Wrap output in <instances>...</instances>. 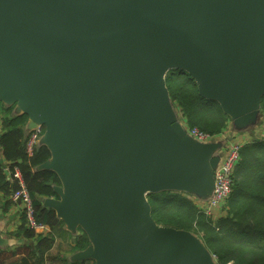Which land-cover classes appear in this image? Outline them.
<instances>
[{
  "label": "water",
  "instance_id": "water-1",
  "mask_svg": "<svg viewBox=\"0 0 264 264\" xmlns=\"http://www.w3.org/2000/svg\"><path fill=\"white\" fill-rule=\"evenodd\" d=\"M170 70L220 104L226 136L190 135ZM263 96L264 0H0V102L45 129L37 170L61 186L42 203L89 239L73 261L218 264L198 234L157 224L148 197L208 205L229 142L263 128Z\"/></svg>",
  "mask_w": 264,
  "mask_h": 264
},
{
  "label": "trees",
  "instance_id": "trees-1",
  "mask_svg": "<svg viewBox=\"0 0 264 264\" xmlns=\"http://www.w3.org/2000/svg\"><path fill=\"white\" fill-rule=\"evenodd\" d=\"M166 84L172 103L189 128L218 137L230 130V117L218 102L200 95L189 73L170 70ZM14 108L0 103V210H10L14 205L10 196L19 188L17 180L9 179L4 168L8 165L13 171L18 167L34 200L36 222L50 226L51 233L46 237L37 234L22 213L20 225L9 235L29 243L15 250L0 249V264H44L47 259L54 264H85L50 255L58 239L66 242L69 251L84 250L89 239L80 229L71 241L72 234L64 229L56 212L43 205L42 198L57 196L54 186H61V181L51 170H37L51 158V153L46 146L38 145L33 155H28V117L15 114ZM261 112L264 115V96ZM148 199L157 224L198 234L219 264H264V139L242 145L232 193L218 214H206L192 196L181 192L164 191L150 194Z\"/></svg>",
  "mask_w": 264,
  "mask_h": 264
},
{
  "label": "built area",
  "instance_id": "built-area-1",
  "mask_svg": "<svg viewBox=\"0 0 264 264\" xmlns=\"http://www.w3.org/2000/svg\"><path fill=\"white\" fill-rule=\"evenodd\" d=\"M191 136L199 141L207 142L212 141L215 136L205 133L198 128H189ZM44 132L43 127H38L29 135L26 149L29 156L33 155L34 149L37 146L39 138ZM244 142L235 141L234 143L226 147L224 157L222 159L219 169L216 171L214 194L211 202L208 205H204L202 208L208 215H216L222 209L232 193L233 190V173L240 160V149ZM13 177L16 179L19 188L13 192L10 199L20 208L22 213H25L27 218V224L29 228H33L36 231H40L42 234L47 233L48 225L36 222L35 219V206L33 197L30 195L26 186L22 172L18 167H15L13 171L9 173V179Z\"/></svg>",
  "mask_w": 264,
  "mask_h": 264
},
{
  "label": "crops",
  "instance_id": "crops-1",
  "mask_svg": "<svg viewBox=\"0 0 264 264\" xmlns=\"http://www.w3.org/2000/svg\"><path fill=\"white\" fill-rule=\"evenodd\" d=\"M261 133H262V131L260 130L254 136H251V135H248V134H240V135L234 137V139L232 141H230L229 144H232V143H234L237 140L240 141V142H244V143H246L247 141L256 140V139H254V137H257ZM194 201L200 207L204 206L203 203H201L200 201L196 200L195 198H194ZM0 212H1L0 213V222L4 223L3 231H2L3 236L6 239L13 240L11 245H9L7 247H4V248H1V249L10 248V249L15 250L19 246H23V245L28 244L29 243L28 240H18V239H15L14 237H11L9 235V233L14 232L18 228V226L20 225V220H21L20 219L21 218L20 208L17 205L14 204L7 213H2L3 211H1V210H0ZM36 233L37 234H41L42 236L46 237V236H48L51 233V228H50V226H48L46 234H42L40 231H36ZM79 233H80V229H79ZM72 240H74V239L72 238L71 241ZM66 241L69 242L68 240H66ZM33 243H34V241H33ZM55 251H56V253H54ZM78 251H82V250H74V251L67 250L66 242L63 241L62 239H58L57 245L52 249V252L50 253V255L52 254V256L57 255V256H61V257H66L69 261L73 262V260H71L70 257L73 254L77 253ZM16 258H18V256ZM51 260L52 259H47L44 264H54ZM80 262H86L85 264H91V261H80Z\"/></svg>",
  "mask_w": 264,
  "mask_h": 264
},
{
  "label": "bare ground",
  "instance_id": "bare-ground-1",
  "mask_svg": "<svg viewBox=\"0 0 264 264\" xmlns=\"http://www.w3.org/2000/svg\"><path fill=\"white\" fill-rule=\"evenodd\" d=\"M226 134H228V133H226ZM226 134H225L224 136H226ZM259 135H260V134H259ZM259 135H258L259 140L264 139V135H261V136H259ZM216 137H218V136H215V138H216ZM258 137H257L256 139H258ZM249 142H250V141H247L246 143H249ZM251 142H252V141H251ZM229 145H230V144H229ZM227 147H228V146H227ZM225 151H226V150H225ZM225 151H224V153H223V157H224ZM220 165H221V164H220ZM236 167H237V166H236ZM5 168H7L6 171H7V174H8V176H9L10 171H9L8 165H6ZM5 168H4V169H5ZM232 177H233V176H232ZM14 204H15V203H14ZM21 214H22V212H21ZM217 263L219 264L218 260H217ZM229 264H232V263H229Z\"/></svg>",
  "mask_w": 264,
  "mask_h": 264
},
{
  "label": "rangeland",
  "instance_id": "rangeland-1",
  "mask_svg": "<svg viewBox=\"0 0 264 264\" xmlns=\"http://www.w3.org/2000/svg\"><path fill=\"white\" fill-rule=\"evenodd\" d=\"M1 103V102H0ZM0 123H1V120H0ZM45 130V129H44ZM261 131H262V133L259 135V136H261V135H264V126H263V128L261 129ZM0 132H1V125H0ZM258 137V136H257ZM257 137H254V139H256ZM258 139H259V137H258ZM246 140V139H245ZM247 141V140H246ZM7 168H5V170H6ZM54 253H56V251L54 252Z\"/></svg>",
  "mask_w": 264,
  "mask_h": 264
}]
</instances>
